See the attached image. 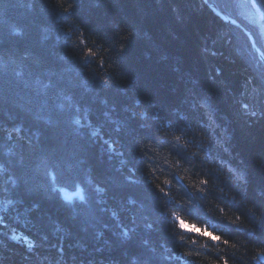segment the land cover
<instances>
[{
    "label": "trees",
    "instance_id": "1",
    "mask_svg": "<svg viewBox=\"0 0 264 264\" xmlns=\"http://www.w3.org/2000/svg\"><path fill=\"white\" fill-rule=\"evenodd\" d=\"M258 248L264 70L241 30L202 0H0V264H264Z\"/></svg>",
    "mask_w": 264,
    "mask_h": 264
},
{
    "label": "clouds",
    "instance_id": "2",
    "mask_svg": "<svg viewBox=\"0 0 264 264\" xmlns=\"http://www.w3.org/2000/svg\"><path fill=\"white\" fill-rule=\"evenodd\" d=\"M180 143H183V141L181 140ZM179 163V162H177ZM240 179H242V177H240ZM164 184H169L170 181L168 179H164L163 180ZM189 183H192V181L190 180ZM209 184V180L207 179H199L195 182V187L197 189H199L200 193L204 192V188L201 187V185H208ZM157 187L159 188V185H157ZM214 187H216L214 185ZM161 192H165V189L160 188ZM223 195H227V192L222 193ZM167 195V193H166ZM221 211H223V209H221ZM248 211L252 214L255 215L257 217V219H259V213L256 212L255 208L253 205L248 204ZM181 213H183V215H181ZM171 215L174 217L176 224H175V228L180 230V233H191V232H195L197 233L199 236L203 237L205 236L206 233V229L202 228V227H198L197 225L202 223V222H206L200 220L197 217H191L187 214H185L184 212L180 211L179 208H177L176 211L172 212ZM233 216H235V218H233ZM186 217H190V219L186 218ZM227 219L233 224V225H242L244 229H248V230H253V225L249 222L248 219L243 218L241 215L238 214H233V215H229L227 217ZM209 227H211V224H209ZM178 233V239L179 241H184L185 240V235ZM215 239L217 241H219L221 239L220 236H215L213 237L212 232H207V239L210 241L212 239ZM190 243H192L193 241H189ZM224 243H228L227 240L224 241ZM199 247L203 248L205 247V245L203 243H200L198 245ZM236 244H232L231 247L232 248H236ZM258 252H260L261 254H264V248H258L257 249ZM185 255H191V253H185ZM223 259V258H222ZM225 261L227 260H223V264H225ZM228 264V261H227Z\"/></svg>",
    "mask_w": 264,
    "mask_h": 264
},
{
    "label": "rangeland",
    "instance_id": "3",
    "mask_svg": "<svg viewBox=\"0 0 264 264\" xmlns=\"http://www.w3.org/2000/svg\"><path fill=\"white\" fill-rule=\"evenodd\" d=\"M235 1L236 2L234 4V7H235V9L238 10V12H239L238 15L251 28V31L257 33L258 41H259V44L262 46V48L258 46L257 41L255 40V38H254V40H255L256 46L264 54V52H263L264 51V9H262V6H264V0H235ZM203 3L205 5H207V7H208L209 3L207 2V0L203 1ZM240 26H242L245 30H247V31H249L251 33V31L248 28L244 27L243 25H240ZM236 28H238V27H236ZM238 29L241 30L243 32V34L247 37V35L245 34V32L243 31L242 28L239 27ZM252 36L254 37L253 34H252ZM247 39L250 42L248 37H247ZM250 44H251V42H250ZM251 46H252V44H251ZM254 50H255V48H254ZM255 52H256V50H255ZM256 54H257V52H256ZM257 57H258V55H257ZM258 60H259V57H258ZM261 64H262V62H261ZM262 67H263V70H264L263 64H262ZM65 196L67 198H72L74 196H78V194H74V195H69V194L66 195L65 194Z\"/></svg>",
    "mask_w": 264,
    "mask_h": 264
},
{
    "label": "water",
    "instance_id": "4",
    "mask_svg": "<svg viewBox=\"0 0 264 264\" xmlns=\"http://www.w3.org/2000/svg\"><path fill=\"white\" fill-rule=\"evenodd\" d=\"M205 1V0H203ZM208 7L210 8V10H212V12L217 15L219 18H221L223 21L227 22L228 24L234 25V26H239L240 28L243 29V31L245 32V34L247 35V37L249 38L252 46L255 48L257 55L259 57V60L262 62L263 66H264V54L262 53V51L256 46L254 37L252 36V34L245 30L242 26H240L238 24V22H235L234 19L226 16L224 13H222L219 9H217L214 5L212 4H208Z\"/></svg>",
    "mask_w": 264,
    "mask_h": 264
},
{
    "label": "bare ground",
    "instance_id": "5",
    "mask_svg": "<svg viewBox=\"0 0 264 264\" xmlns=\"http://www.w3.org/2000/svg\"><path fill=\"white\" fill-rule=\"evenodd\" d=\"M235 22H238L237 20H235ZM238 24L239 25H242L240 22H238ZM235 27H238L239 28V26H235ZM64 193V191H61V194L60 195H62Z\"/></svg>",
    "mask_w": 264,
    "mask_h": 264
},
{
    "label": "snow or ice",
    "instance_id": "6",
    "mask_svg": "<svg viewBox=\"0 0 264 264\" xmlns=\"http://www.w3.org/2000/svg\"><path fill=\"white\" fill-rule=\"evenodd\" d=\"M213 264H215V262H213ZM225 264H227V261H225Z\"/></svg>",
    "mask_w": 264,
    "mask_h": 264
}]
</instances>
